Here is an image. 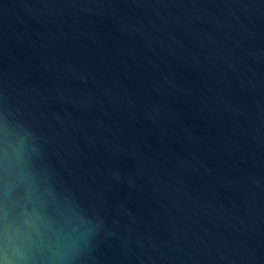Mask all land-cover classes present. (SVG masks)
Masks as SVG:
<instances>
[{"label": "water", "instance_id": "1", "mask_svg": "<svg viewBox=\"0 0 264 264\" xmlns=\"http://www.w3.org/2000/svg\"><path fill=\"white\" fill-rule=\"evenodd\" d=\"M0 264H264V0H0Z\"/></svg>", "mask_w": 264, "mask_h": 264}]
</instances>
